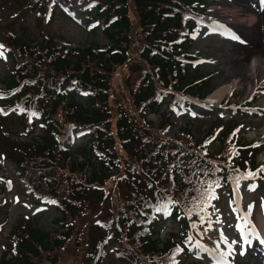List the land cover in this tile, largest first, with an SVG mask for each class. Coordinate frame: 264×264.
I'll return each mask as SVG.
<instances>
[{
  "label": "trees",
  "instance_id": "trees-1",
  "mask_svg": "<svg viewBox=\"0 0 264 264\" xmlns=\"http://www.w3.org/2000/svg\"><path fill=\"white\" fill-rule=\"evenodd\" d=\"M204 1L90 0V17L107 44L82 50L60 48L51 37L1 33L9 68L0 80V159L14 167L30 196L51 202L59 216L49 232L17 221L0 264H55L72 221L106 203L90 227L86 263L102 264L105 247L114 244L115 264H173L184 248L179 240H196L218 190L231 195L237 178L249 172L264 182V164L257 162L263 146L240 137L247 119L263 118L251 112L259 95L242 105L230 102L229 116L216 117L201 140L188 122L174 140L160 134L174 110L191 109L214 88L189 55L190 35L201 27L189 13H202ZM127 65V102L112 109V76ZM8 112L19 120L7 125ZM150 113L159 116L157 128L146 119ZM26 120L37 123L38 137L21 142ZM72 126L83 127L86 137L68 149ZM162 214L175 230L160 236Z\"/></svg>",
  "mask_w": 264,
  "mask_h": 264
},
{
  "label": "rangeland",
  "instance_id": "rangeland-1",
  "mask_svg": "<svg viewBox=\"0 0 264 264\" xmlns=\"http://www.w3.org/2000/svg\"><path fill=\"white\" fill-rule=\"evenodd\" d=\"M89 5L90 0H0V35L11 30L25 33L29 38L51 37L58 47L67 50H82L89 45L104 46L107 42L100 33V24L90 17ZM235 5L245 12H239ZM200 8L202 13H189L197 16L202 25L190 35L189 55L195 65L201 66L204 73L212 76L214 88L200 104L173 112L169 118L170 126L160 133L167 140H174L179 129L187 122L191 135L201 140L216 117L225 119L229 116L227 105L230 102L242 105L254 95L259 97L250 105L251 112L264 113V62H260L258 54L264 52V0H205ZM231 11H235V18L228 16ZM217 25L218 29L215 28ZM254 33L258 34L254 36ZM230 35L239 39H231ZM244 49L250 53L243 54ZM2 53L0 80L9 68V59ZM230 64L236 65L234 71L228 70ZM127 68L128 65L118 68L112 76L109 94V107L112 109L127 102L123 83L129 74ZM220 87H231L232 90L214 98L213 93ZM71 96L78 101L83 100L80 91H74ZM1 98L3 96L0 94ZM5 115L8 116L7 125L19 120L14 113ZM146 119L153 128L159 125L157 113L148 114ZM262 120L247 119L245 124L242 123L245 131L240 134L245 142L263 146L257 157L260 164H264ZM31 122L28 120L25 126L19 128V141L27 142L30 138L38 137V125L36 122L29 125ZM83 130L77 126L71 128L68 149H74L84 142L85 136H81ZM0 178L5 181L3 183L0 179V251L9 231L20 219L32 221L46 232L55 229L54 220L59 216L56 207L49 201L30 196L20 184L14 167L1 159ZM251 185H255L254 190H250ZM113 187L114 184L110 183L107 191L111 193ZM106 206L107 203L100 205L72 221L69 238L55 253V264H89L85 262V257L91 256L89 245L93 237L91 233L89 237L88 233L91 225L104 216ZM208 213L195 235V242L179 240L185 248L176 255L178 264H264V182L242 181L232 191L231 197L224 190H218ZM173 230V221L161 215L159 235ZM234 240L235 244L232 243ZM114 246L110 244L105 247L102 264H115L110 255ZM94 263L92 261L90 264Z\"/></svg>",
  "mask_w": 264,
  "mask_h": 264
},
{
  "label": "bare ground",
  "instance_id": "bare-ground-1",
  "mask_svg": "<svg viewBox=\"0 0 264 264\" xmlns=\"http://www.w3.org/2000/svg\"><path fill=\"white\" fill-rule=\"evenodd\" d=\"M236 6V8H239V6L238 5H235ZM251 11V10H250ZM249 11V12H250ZM239 12H245L244 10H242V9H240L239 8ZM251 13H252V11H251ZM226 14H228V13H226ZM249 14V13H248ZM229 17H231V18H235L236 17V14H235V11H231V12H229V15H228ZM235 20H237V18L235 19ZM235 23V22H234ZM238 24L240 23V22H237ZM243 23V22H242ZM249 23V22H248ZM251 24H253V23H251ZM240 25V24H239ZM262 25V24H261ZM242 27V26H241ZM251 27V26H250ZM253 27H254V25H253ZM256 27V26H255ZM263 27V26H262ZM264 28V27H263ZM256 34H258V33H254V36H256ZM260 34V33H259ZM255 38V37H254ZM257 52V51H256ZM247 53H250V51L249 50H247V49H244V52H243V54H247ZM259 55H260V62H264V52L261 54V53H258ZM235 67H236V65L235 64H230L229 65V67H228V70L229 71H234L235 70ZM256 71H260L261 72V70L260 69H256ZM231 90H232V88L231 87H228V88H218L214 93H213V97L214 98H219L221 95H222V93H230L231 92ZM229 95V94H228ZM210 98V97H209ZM212 99V98H211ZM261 257V256H260ZM256 260V259H255ZM264 262V261H263ZM254 263H256V262H254ZM260 263V262H259ZM245 264H246V262H245ZM248 264H249V262H248Z\"/></svg>",
  "mask_w": 264,
  "mask_h": 264
},
{
  "label": "snow or ice",
  "instance_id": "snow-or-ice-1",
  "mask_svg": "<svg viewBox=\"0 0 264 264\" xmlns=\"http://www.w3.org/2000/svg\"><path fill=\"white\" fill-rule=\"evenodd\" d=\"M54 2H55V0H54ZM90 7L92 6V5H89ZM215 28H219V26L217 25V26H215ZM229 38H231V39H239L238 37H236L235 35H230L229 36ZM0 48H2V46H0ZM0 55H3V53H2V51H0ZM260 171H262V172H264V168H262ZM256 175V173H253V172H249V173H247V175L246 176H243V177H238L237 179L239 180V179H252L254 176ZM254 188H255V185H251L250 186V190H254ZM211 198H215L214 196L213 197H211ZM157 212H159V211H161V209L158 207V208H156L155 209ZM249 211H250V206H249ZM232 243L233 244H235L236 243V241L234 240V241H232ZM245 243H250V241H245ZM179 252H180V250L179 249H177V255L179 254ZM241 255L243 254V251L241 250V253H240ZM173 264H178V262L175 260V259H173Z\"/></svg>",
  "mask_w": 264,
  "mask_h": 264
}]
</instances>
